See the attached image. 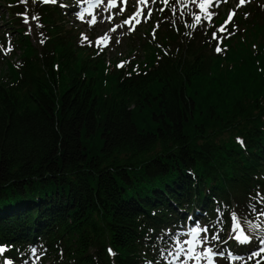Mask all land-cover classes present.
<instances>
[{"label": "trees", "instance_id": "16d2710c", "mask_svg": "<svg viewBox=\"0 0 264 264\" xmlns=\"http://www.w3.org/2000/svg\"><path fill=\"white\" fill-rule=\"evenodd\" d=\"M8 2L3 30L29 46L22 6ZM171 2H156L157 18ZM262 6L242 5L255 27L236 10L245 31L225 41L230 20L215 39L163 22L155 61L122 65L106 83L100 60L78 57L67 12L37 3L42 44L0 76L3 257L23 264L34 246L40 264H168L166 246L190 216L222 246L234 220L264 228V42L232 45L246 31L264 37ZM257 256L264 264V249Z\"/></svg>", "mask_w": 264, "mask_h": 264}, {"label": "rangeland", "instance_id": "374dc122", "mask_svg": "<svg viewBox=\"0 0 264 264\" xmlns=\"http://www.w3.org/2000/svg\"><path fill=\"white\" fill-rule=\"evenodd\" d=\"M109 1L111 4L101 0V3L97 4L93 10H89L88 0H55V2L53 0H18L22 6V11L15 10L14 14L22 19L21 32L23 37L27 38L28 46L21 44L17 39L15 40L18 35L15 36L12 32H8L12 31V28H8V31L3 30L6 28L1 21L6 20V6L10 5V2L0 0V27H2L0 28V35L5 40L4 46L0 42V76L8 69V65L17 67L20 64L21 57L27 47L36 49L42 44L43 28H41V24L43 23L39 20V13L36 8V4L39 2L60 4L63 10L67 12L65 14L67 23L64 24L74 34L71 36L73 43L81 49L78 57L81 60H91L92 62L100 60L102 64L99 71H101L106 83L113 79V71L122 65L130 66L132 64L131 66L138 68L150 66L158 55L156 30L158 28L159 30L164 29L167 24L182 22L191 28L199 26L202 29H212L211 32H214L219 30L220 25L228 22L233 12L237 10L236 15H241L243 19L248 17V20L252 21L251 25L256 26L253 19L245 15L244 9L246 8H240L247 0H172L169 12L159 18H157L158 8H162V6H157L153 0ZM257 1H263L264 5V0ZM111 5L114 6L111 7ZM261 9L264 16V6ZM2 15H4L3 18ZM153 17H155L154 20ZM21 19L19 20L21 21ZM163 22L167 24H162ZM237 22L236 19L231 21L226 30L224 41L232 37L234 33L244 30L240 28V23ZM239 37L232 40V45H239L237 49L245 48L243 45L256 49L260 43L264 42V37L255 38L247 31ZM219 41L221 40L219 39L217 43ZM224 41H221L222 44ZM112 84L106 87L111 88L114 85ZM262 216L264 218V211ZM194 217H188V220L192 218L191 222L184 226L185 229L179 231L183 235L177 237L175 235L177 232H175L171 243L166 246L165 257L168 264H182L178 261V257L184 251L187 256L191 255L190 244L185 243L189 240L192 241L191 244H195L196 248L194 249L195 253L192 254L193 258H190L193 261L188 260L186 264H194L197 259L206 262L205 250L212 246L217 255L213 263L207 264H222V262L223 264H238V262L247 261L251 264H257L258 260L261 259V257L255 256L257 251L246 250L247 252L241 254L242 251H236L233 243H229V240H232L231 236L235 227L243 225L251 237L250 244L252 247L258 245V248L261 246L259 250H262L264 242L258 243L257 234L260 233L264 236V228H259L257 224L234 220L230 230L225 235L227 246H222L217 245L215 240L209 237V234L213 233L209 231L210 225L199 220L197 216ZM196 224H199L201 229L207 228V232L201 231L197 237L189 235V228H194ZM205 237L207 243L204 242ZM181 248L183 251H180ZM39 254L38 252L31 254L28 264H40L42 257Z\"/></svg>", "mask_w": 264, "mask_h": 264}, {"label": "snow or ice", "instance_id": "6c2138e0", "mask_svg": "<svg viewBox=\"0 0 264 264\" xmlns=\"http://www.w3.org/2000/svg\"><path fill=\"white\" fill-rule=\"evenodd\" d=\"M53 2H55V0H53ZM221 31H223V29H221ZM212 38H213V39L216 38V33H215V32H213V34H212ZM216 51H217V52H220V51H221V49H220L219 46L216 47ZM190 219H192V218H190ZM201 231L207 232V228L201 229L200 225H199V224H196V226H195L194 228H190L188 234H189V235H192L193 237H197L198 234H199ZM175 235H176L177 237H180V236L183 235V234H182L181 232H177ZM204 242L207 243V238H206V237H205ZM261 242H264V236H261V237L259 238L258 243H261ZM185 243L191 244L192 241H191V240H189V241H185ZM8 250H9L8 247L3 246V245H0V257H3L4 253H6ZM29 251H30L31 254H35V253H36V248L33 246V247L30 248ZM180 251H183V248H181ZM189 251L191 252V251H193V249H189ZM206 251H207L208 253H211V252H212V249L209 248V249H207ZM221 255H223V253H221ZM190 258H191V257H190ZM2 264H14V261H13L12 259H10V258H5V259H3ZM23 264H28V261H27V260H24V261H23Z\"/></svg>", "mask_w": 264, "mask_h": 264}, {"label": "bare ground", "instance_id": "6f19581e", "mask_svg": "<svg viewBox=\"0 0 264 264\" xmlns=\"http://www.w3.org/2000/svg\"><path fill=\"white\" fill-rule=\"evenodd\" d=\"M89 8H91V6H89Z\"/></svg>", "mask_w": 264, "mask_h": 264}]
</instances>
